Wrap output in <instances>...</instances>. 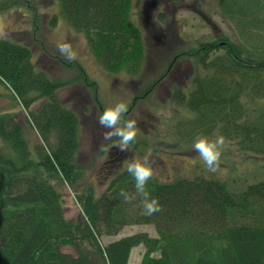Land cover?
<instances>
[{
    "label": "trees",
    "instance_id": "obj_1",
    "mask_svg": "<svg viewBox=\"0 0 264 264\" xmlns=\"http://www.w3.org/2000/svg\"><path fill=\"white\" fill-rule=\"evenodd\" d=\"M57 1L59 13L52 23L62 18L84 32L96 61L107 71L141 73L148 40L133 18L134 0ZM218 2L235 39L222 32L176 52L174 60H193L195 76L188 92L183 87L173 95L193 114L178 123L175 145L182 148L196 137L218 133L240 151L263 157L264 111L251 116L242 97L253 101L264 96V0ZM9 7L1 2L0 12ZM63 63L72 70L78 64L80 74L55 78L36 66L30 47L0 38V84L28 112V123L42 138L32 146L17 114L1 112L0 264H129L140 245L145 247L142 264H264V179L234 191L215 177L162 180L156 173L146 185L149 199L162 207L153 215L145 213L140 197L126 203L120 195L136 192L127 165L101 193L88 185L80 190L86 172L78 161L80 118L56 93L83 79L96 104L101 101L97 81L89 79L79 62ZM136 100L128 106L134 108ZM147 141L156 158L158 145ZM62 186L77 193L79 220L66 217ZM138 224L153 225L157 235L143 231L103 241Z\"/></svg>",
    "mask_w": 264,
    "mask_h": 264
},
{
    "label": "rangeland",
    "instance_id": "obj_2",
    "mask_svg": "<svg viewBox=\"0 0 264 264\" xmlns=\"http://www.w3.org/2000/svg\"><path fill=\"white\" fill-rule=\"evenodd\" d=\"M4 1L10 7L0 12V38H11L16 43L30 47L36 66L55 78L67 79L79 75L78 64L72 70L63 63L78 61L89 79L91 77L97 81L100 106L93 101V90L86 86L83 79L56 93L58 99L66 107L75 110L80 118L81 145L78 161L86 171L80 181V190L88 185L101 193L111 183H103L107 171L100 168L104 159L100 151L104 149L106 142L117 145L119 141L115 137L111 140L103 139V132L106 130L101 132L98 124L100 107L103 105L107 109L120 102L129 105L137 97V104L125 116L126 120L134 119L137 124L136 140L129 146V163L143 159L151 150V146L146 145L150 144L147 139H151L158 148L157 157L152 154L150 162L162 180H172L176 176L204 175L221 179L232 190L241 191L249 184L264 179V156L240 151L236 143L225 138L220 165L216 171L209 170L193 149L195 140L203 136L196 137L192 143L182 148L175 145L178 123L193 117V114L186 109L188 107L184 103L176 101L173 95L176 89L192 85L195 76L193 60L189 57L174 60L176 52L198 45L199 40H210L222 32L235 39L234 29L221 12L218 0H134L133 18L146 34L149 51L141 73L137 75L125 71L110 73L96 61L84 32L75 30L62 18L52 23L53 16L59 13L57 0H0V3ZM60 43L69 44L77 53V59L73 62L66 60L58 51L57 45ZM167 70H170L168 76L151 94L142 98ZM187 90L188 87L185 93ZM248 99L246 95L242 97L247 106L252 108L251 116L260 115L264 111V96H255L253 101ZM40 103H35L34 108L37 109ZM5 111L17 114V118L26 127L32 146L42 142L40 134L28 123V112L24 111L11 91L0 84V114ZM217 136L220 135L214 133L206 137L214 139ZM61 188L65 197L66 217L79 220L82 214L77 193L69 186ZM143 231L157 235L153 225L138 224L127 226L119 235L106 237L103 241ZM62 249L67 253H76L70 247ZM144 253L143 245L134 248L129 264H142Z\"/></svg>",
    "mask_w": 264,
    "mask_h": 264
},
{
    "label": "clouds",
    "instance_id": "obj_3",
    "mask_svg": "<svg viewBox=\"0 0 264 264\" xmlns=\"http://www.w3.org/2000/svg\"><path fill=\"white\" fill-rule=\"evenodd\" d=\"M60 54L68 61L77 59V53L67 43L57 45ZM128 105L126 103H117L114 107L105 109L98 117V124L106 131L103 132L104 140L118 138L116 145L121 152L129 150L137 137V124L134 119L126 120L125 116L128 113ZM225 145L223 136H217L214 139L208 137L197 138L193 144V149L199 154L204 165L211 171H216L219 168L222 151ZM152 155L149 150L142 160H135L127 164V172L134 178L135 194H129L121 191L120 195L126 203H132L137 197L142 199V206L147 215H153L162 211L157 199H149V193L146 191L148 182L155 178L156 170L150 162Z\"/></svg>",
    "mask_w": 264,
    "mask_h": 264
},
{
    "label": "flooded vegetation",
    "instance_id": "obj_4",
    "mask_svg": "<svg viewBox=\"0 0 264 264\" xmlns=\"http://www.w3.org/2000/svg\"><path fill=\"white\" fill-rule=\"evenodd\" d=\"M171 65H173V64H171ZM69 87H72V86H69ZM96 88H97V86H96ZM130 108H132V107L128 106V109H130ZM101 113H102V111H101ZM129 113H130V110L128 111L127 114H129ZM104 130L105 129L101 128V132ZM100 152L104 157V159L102 160V166L100 168L102 171H105V172L107 171L106 172L107 174L104 175V178H103L104 182L103 183H109L116 175H118L120 172H122V168H125L126 164L130 162L129 161L130 152H129V150L126 152H121L115 143H109V141L105 143L104 149L101 150ZM104 168L108 169V170H104Z\"/></svg>",
    "mask_w": 264,
    "mask_h": 264
},
{
    "label": "bare ground",
    "instance_id": "obj_5",
    "mask_svg": "<svg viewBox=\"0 0 264 264\" xmlns=\"http://www.w3.org/2000/svg\"><path fill=\"white\" fill-rule=\"evenodd\" d=\"M67 88V87H66ZM64 89V88H63Z\"/></svg>",
    "mask_w": 264,
    "mask_h": 264
}]
</instances>
